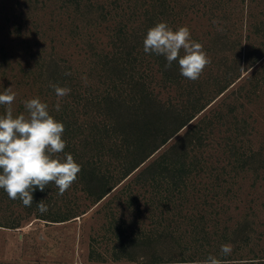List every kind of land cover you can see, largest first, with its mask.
Returning a JSON list of instances; mask_svg holds the SVG:
<instances>
[{
    "label": "rangeland",
    "instance_id": "374dc122",
    "mask_svg": "<svg viewBox=\"0 0 264 264\" xmlns=\"http://www.w3.org/2000/svg\"><path fill=\"white\" fill-rule=\"evenodd\" d=\"M72 1L0 0V93L8 87L16 92L11 105L14 117L28 115L23 104L26 100L39 97L49 105L57 98L49 86L38 80L49 68L45 60L59 62L61 69L68 68L69 76L78 78L83 87L97 85L100 78L104 79L99 70L90 73L95 59L91 58L93 51L84 47L76 35L81 29L78 26L84 27L85 21L77 11V0ZM78 1L85 3L81 10L98 2L104 8L112 7L116 10L114 14L121 12L117 4L123 0ZM176 10L169 18L170 27L175 31L187 26L192 39L203 45L211 63L196 81L177 79L169 83L163 79L162 86L158 85L163 94L170 93L190 103L196 95L214 90L215 83L229 82L238 71L241 75L215 98L212 106L199 114L207 118L200 127L205 128L209 138L188 156L199 172L192 173L193 190L189 195L191 202L199 204L190 212H195L202 224L196 232L187 231L186 225L183 231L175 230L178 236H171L169 242L176 245L177 251L201 252L214 248L209 242L219 238L224 227L228 228L227 235L235 238L230 230L239 222H249L253 227L245 240L238 239L243 244L240 251L243 255L238 256H264V56L257 60V54L264 51V0H178ZM110 23L113 21L88 27L100 38L97 43L100 49L110 46L109 36L104 33L106 24ZM50 68L54 70V64L50 63ZM178 68L164 78L182 76ZM6 108L0 105V115L6 114ZM71 189L63 199L51 187L49 192L53 191V196L45 195L49 209L46 213L65 209L70 204L89 205L84 196L75 199L74 194L81 196L79 187L71 186ZM151 193L147 188L141 195V209L154 201ZM160 196L154 213L166 223L171 220L173 206L165 204L166 194ZM160 200L164 205H160ZM90 205L86 212L65 220L45 219L28 213L30 207H25L19 199H9L0 189V264H138L133 260L113 259L115 238L111 227L115 215V224H135L132 217L138 210L131 217L128 211L110 210L112 204L105 205L104 200ZM184 208L178 207L176 211ZM199 210L204 216L201 217ZM145 212L152 213L148 209ZM18 216L19 226L13 227L10 220ZM147 221L150 224L148 218L144 224ZM169 227L172 228V223ZM239 235L243 237L244 232ZM221 237L226 242L231 238ZM219 244V241L215 243L216 251H220ZM233 244L229 243L232 248ZM92 253L97 260L91 258ZM246 259L238 258L244 262L235 259L229 264H249Z\"/></svg>",
    "mask_w": 264,
    "mask_h": 264
},
{
    "label": "trees",
    "instance_id": "16d2710c",
    "mask_svg": "<svg viewBox=\"0 0 264 264\" xmlns=\"http://www.w3.org/2000/svg\"><path fill=\"white\" fill-rule=\"evenodd\" d=\"M82 2H75L78 3V13L85 21L84 27L78 26L81 29L76 35L84 47L88 46L93 51L91 58L95 59V65L91 67L90 73L99 70L98 74L104 79L100 78L97 85L83 87L78 78L65 75L66 72L71 73L68 68L64 66L61 69L59 62L44 59L49 68L43 71L42 78L38 80L41 79L45 86L58 84L71 89L70 94L59 101L60 111L55 108L57 96H54L55 100L52 99V104L47 105L49 114L65 126L62 138L66 141V147L60 155L63 157L65 153L72 154L74 160L81 165V172L72 185L79 187L81 191V196L74 194L75 199L84 196L90 203L85 207L70 204L65 209L41 214L35 206L36 202L47 200V193L53 196V191L49 192L51 187L58 196V189L50 184L45 191L37 189L33 193V204L27 210L28 213L33 212L37 217L45 219L65 220L86 212L90 204L104 200L105 205L112 204L110 210L122 209L121 211L130 212L131 217L133 211L138 210L132 219L133 222L143 225L115 224L117 217L112 216V238H115L113 259L133 260L138 264H202L211 255L221 259L223 264H229L238 258H247L245 262L249 264H264V256L259 254H252L250 257L238 256L243 255L240 252L243 244L238 239L245 240L253 227L249 222H239L230 230L229 233L235 238L227 235L228 228L224 227L222 235L231 237L228 242L223 241L220 235L213 239L214 243L209 242L214 248L201 252L188 254L184 250L177 251L176 245L169 242L171 236H178L175 230L183 231L186 225L187 231L196 232L202 224L203 220L195 212H190L199 204L198 201L191 202L189 198L193 190L191 183L194 182L192 173L198 170L193 168V161H189L188 156L191 151L196 150V146L205 144L209 138L205 128L200 127L207 118L199 114L214 104L215 98L240 77L241 71L225 84L215 83L212 87L214 90L210 89L206 95H196L190 103L180 101L170 93L164 95L161 88H158V85L162 86L163 79L169 83L181 79L189 80L183 76L176 79L164 78L178 68V62L174 61L166 69V58L154 53L146 54L143 51V40L150 27L161 21L168 23L171 14L177 12L178 0L118 1L117 6L121 7L122 13H114L117 16L113 14L116 10L113 11L112 7L104 8L98 2H89L91 7L81 10L82 6L85 7ZM106 21H113L106 24L107 30L104 32L109 36L110 46L100 49L97 46L100 38L94 36L88 27H96ZM257 55L259 60L264 56V51ZM50 63L54 64V70L50 68ZM159 72L162 74L157 75ZM50 89L55 95L54 89ZM252 153L254 156L256 152ZM219 184L224 186L222 182ZM147 188L151 190L150 197L154 201L148 202L149 206L141 209L143 205L140 198ZM72 190L70 188L64 194ZM160 193L166 194L165 204L173 206L172 221L167 220L166 223L162 222V218L157 219L154 213L156 199H162ZM160 205L164 204L161 202ZM183 206V210L176 211V208ZM146 209L152 213L145 212ZM199 212L201 217L204 216L203 212ZM19 218L18 216L10 220L13 227L19 226ZM147 218L150 219V224L148 221L144 224ZM171 223L172 228L169 227ZM202 226L207 229L205 223ZM241 231L244 232L243 237L239 235ZM217 241L220 242L219 246L229 243H235V246L229 255L224 256L221 251H216ZM90 255L91 258L94 257L93 253Z\"/></svg>",
    "mask_w": 264,
    "mask_h": 264
},
{
    "label": "clouds",
    "instance_id": "9594fccd",
    "mask_svg": "<svg viewBox=\"0 0 264 264\" xmlns=\"http://www.w3.org/2000/svg\"><path fill=\"white\" fill-rule=\"evenodd\" d=\"M215 23V21H213ZM143 51L164 56L170 68L178 62L180 74L191 81L200 78L205 68L211 63L203 45L191 37L187 26H180L175 31L167 22L161 21L147 30L143 40ZM183 52V55H181ZM70 75V73H65ZM57 96L56 111L61 110L60 100L69 95L71 89L58 84H50ZM16 99L12 87L0 93V105H6V114L0 115V189L11 200L19 199L25 207L33 204V193L41 192L53 184L58 195L71 188L81 172V165L72 154L64 152L66 141L62 138L65 126L49 114L48 105L39 97L23 102L28 115L14 117L11 105ZM37 210L48 212L45 200L39 201ZM221 253L227 256L232 247L223 244ZM202 264H223L221 259L209 255Z\"/></svg>",
    "mask_w": 264,
    "mask_h": 264
}]
</instances>
